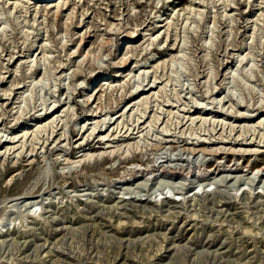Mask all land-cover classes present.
Listing matches in <instances>:
<instances>
[{
	"label": "rangeland",
	"instance_id": "obj_1",
	"mask_svg": "<svg viewBox=\"0 0 264 264\" xmlns=\"http://www.w3.org/2000/svg\"><path fill=\"white\" fill-rule=\"evenodd\" d=\"M0 74V264H264V176L245 166L264 164V0H0ZM154 76L163 82L141 103L132 91ZM60 103L52 126L36 118ZM197 107L203 120L193 122ZM104 121L117 137L108 151L74 149L97 144ZM15 136L10 151L1 139ZM103 151L112 156L99 159ZM137 154L197 170L121 181L125 167H143L126 163Z\"/></svg>",
	"mask_w": 264,
	"mask_h": 264
},
{
	"label": "bare ground",
	"instance_id": "obj_2",
	"mask_svg": "<svg viewBox=\"0 0 264 264\" xmlns=\"http://www.w3.org/2000/svg\"><path fill=\"white\" fill-rule=\"evenodd\" d=\"M28 1V0H27ZM169 1H172V2H174L175 0H169ZM180 1H182V0H180ZM195 1V0H194ZM237 1V0H236ZM17 2V1H16ZM16 2H14L15 3V7H17L18 5H19V3H16ZM65 2H67V1H65ZM31 3V2H30ZM224 3V2H223ZM63 4H67V3H64V1H63V3H57V5H55V6H53L54 4L52 3V5H50V6H47L46 7V9L45 10H47V14L49 15V12H51V10H52V6L53 7H57V15H60L61 13H62V11H63V9H65V8H63ZM191 5H188L187 7L189 8H191V6H192V3H190ZM194 4H198V2L196 3V2H194ZM227 5V4H226ZM226 5H224V6H226ZM71 6V5H70ZM228 6H230L231 8L229 9L230 11L231 10H233V9H236L235 8V6H231V4H229ZM187 7H186V9H187ZM74 8V7H73ZM182 9H185V8H182ZM44 10V9H43ZM181 10V9H180ZM82 13H83V11H82ZM52 14V13H51ZM243 14H246V13H243ZM47 15V16H48ZM57 15H56V17H57ZM82 15H84V14H82ZM242 16V15H241ZM244 16V15H243ZM49 17H51V15L49 16ZM233 17V16H232ZM73 21V20H72ZM162 21V20H161ZM121 23H122V21H121ZM113 25H114V22H113ZM162 26H165L164 24H161V27ZM110 27V26H109ZM120 28H118V30H119ZM68 30V29H67ZM108 30H109V33L111 32V27L110 28H108ZM135 30V29H134ZM68 32V31H67ZM70 32V31H69ZM71 33V32H70ZM73 33V32H72ZM112 33V32H111ZM128 37H130V38H134L135 37V35H136V33H135V31L134 32H131V31H129L128 30ZM167 34V33H166ZM73 35V34H72ZM112 37V36H111ZM110 37V38H111ZM83 39V38H82ZM83 41V40H82ZM154 44V43H153ZM159 44H160V42H159ZM162 44V43H161ZM175 44V43H174ZM157 47H158V45H157ZM161 47V46H160ZM166 47H168V45L166 46ZM166 47H162V50H165V48ZM79 49H80V47H79ZM166 49H168V48H166ZM170 49L171 50H174V46H172V47H170ZM177 49V48H176ZM147 50V49H146ZM153 50H160V49H158V48H154ZM88 53V52H87ZM151 53H152V51H151ZM151 53H149V54H151ZM161 53H162V51H161ZM231 53V52H230ZM81 54V53H80ZM87 55V54H86ZM226 55V54H225ZM233 55V54H232ZM148 56V55H147ZM229 56V55H228ZM19 57V56H18ZM87 57V56H86ZM233 57V56H232ZM11 58H14V55H11ZM122 58V57H121ZM131 58V57H130ZM12 59H10V61H11ZM123 60H126V63H127V61L129 60L128 59V57H125V58H123ZM9 61V62H10ZM233 61H234V58L230 61V60H227V62H226V66L228 67L230 64H232L233 63ZM224 62V61H223ZM219 63H221V62H219ZM115 64H117L116 62H115ZM114 64V66H119V64H117V65H115ZM223 64V63H222ZM138 64H136V66H137ZM141 67V66H140ZM3 68V67H2ZM64 69V68H63ZM81 71V70H80ZM78 72V71H77ZM102 72V70H98L95 74H89L90 76H87V77H85L86 79H87V81H89L91 78H93V77H96V76H98L100 73ZM145 72L146 71H144L143 72V74H145ZM149 72V71H148ZM147 72V73H148ZM130 74V73H129ZM1 75V74H0ZM122 74L120 73H115V76H121ZM146 75V74H145ZM77 77V79L75 80L76 82L77 81H79L80 80V78H82L84 75H83V73H82V71H81V73H78L77 75H76ZM147 76V75H146ZM216 76H218V75H216ZM155 78H154V80L153 81H151V80H149V82L147 83V84H145L144 85V87H142V88H138V89H135L136 91H132V95H135V94H137L138 95V99L139 98H141L142 97V99H141V103H143V100H146V102H147V99L149 98L148 96H150V92H152V94H151V97H153L154 95H155V92H154V90L155 89H157L158 87H159V85H160V83H162L163 81H160V80H158L157 78H159L158 76H154ZM0 81L1 80H4L5 79V76H0ZM22 79V78H21ZM85 80V79H84ZM143 81V80H142ZM22 82L23 81H19L18 82V85H17V87L15 88V89H23V88H25V86H26V84H22ZM24 83V82H23ZM142 83V82H141ZM140 83V84H141ZM145 82H143V84H144ZM16 84V83H15ZM142 84V85H143ZM138 87V86H137ZM140 87V86H139ZM76 88V87H75ZM19 90V91H20ZM74 90V89H73ZM160 90H161V88H160ZM5 91H9V90H5ZM100 91V90H99ZM98 91V92H99ZM162 91V90H161ZM80 92V91H79ZM97 92V93H98ZM149 92V93H148ZM160 92V91H159ZM17 93H18V90H17ZM149 94V95H147V94ZM6 94H8V97H4L5 99H10V96H12L11 94H13V96L11 97V98H14V96L16 95V90H14L13 89V91L12 92H9V93H7V92H4V95H6ZM144 94H146V95H144ZM3 95V96H4ZM153 95V96H152ZM2 97V96H1ZM91 97H92V95H91ZM97 97V96H96ZM136 98V97H135ZM86 99V98H85ZM91 98L89 97L88 99H87V101H88V103H89V100H90ZM149 100V99H148ZM151 100V99H150ZM149 100V101H150ZM60 101V100H59ZM135 101V100H134ZM93 102H94V100H93ZM97 102H98V98H97ZM140 102V101H139ZM145 102V101H144ZM92 103V102H91ZM219 103V102H218ZM236 104V103H235ZM53 105V106H52ZM52 105H50L51 107H49L47 110H46V112L44 113V114H42V115H37V119L38 118H41V117H43L44 118V116H46L45 117V123L47 122V121H49V122H47L48 124H50L51 123V125L50 126H52L54 123H56V122H54L55 121V116H54V120H52L51 122H50V120L52 119V118H50V117H53L52 115H54L55 113H57L58 114V110H60V107H62V104L60 103V104H58V105H56V104H52ZM100 105L101 104H97V106L96 107H100ZM135 104H133L132 106H131V108L134 106ZM198 105V104H197ZM200 106V105H199ZM204 106V105H203ZM201 108H199V110L201 109V110H203V113H206L207 111L209 112V110H206L205 108H206V106L205 107H202V106H200ZM102 108V107H101ZM130 108V109H131ZM95 109V108H94ZM260 109V108H259ZM96 110V109H95ZM99 110H100V108H99ZM99 110H97V111H99ZM102 110V109H101ZM144 110V109H143ZM220 110H222L223 111V107H222V109L220 108ZM91 111V110H90ZM94 111V110H93ZM92 111V112H93ZM145 111V110H144ZM171 111H173V110H171ZM170 111V112H171ZM191 111H193V112H191ZM198 111V107H197V109H194V110H192V109H189L187 112H191L192 114L189 116V118L190 119H192L191 121H193L194 122V120L195 119H197V118H199L200 120H203V117H200V116H195V112H197ZM222 111H218V110H215L214 112L215 113H218V112H221L220 113V116H223V115H225ZM94 112H96V111H94ZM101 112V111H100ZM213 112V111H212ZM225 112V111H224ZM228 112V111H227ZM102 113V112H101ZM232 113V112H231ZM235 113V112H234ZM145 114V113H144ZM143 114V115H144ZM201 114V113H200ZM51 115V116H50ZM234 115V114H233ZM252 115V114H251ZM39 116H41V117H39ZM59 116V115H58ZM91 116H93V118L92 119H94V118H96V117H101L100 115H98V113L96 112V113H92L91 114ZM121 115H119L117 118H116V120L120 117ZM140 116V115H139ZM138 116V117H139ZM145 116V115H144ZM156 117H152L151 119H150V121H149V123L150 124H152V123H154L155 121V124L157 123V121H158V116L157 115H155ZM227 116V115H226ZM235 116H236V114H235ZM238 116H241V115H237V117H236V119L238 118ZM244 116V115H243ZM256 116V115H255ZM57 117V116H56ZM141 118L143 117V116H140ZM185 117V116H184ZM149 117H147L145 120H139L138 118V120L140 121V124L138 125V128H140V127H145V123L147 122V119H148ZM206 118H207V116L206 117H204V119L206 120ZM226 118H229V116H227ZM234 118V117H233ZM57 119V118H56ZM91 119V120H92ZM102 119V118H101ZM113 119V116L112 117H110L108 120V122L107 123H110L111 122V120ZM208 119V118H207ZM44 120V119H43ZM115 120V121H116ZM199 120V121H200ZM220 120V119H219ZM252 120V119H251ZM58 121V120H57ZM95 121V120H94ZM93 120H92V122H90V124L91 123H93L94 122ZM98 121V124H100V120H97ZM115 121L114 122H112L111 124H113V123H115ZM209 121H211L210 119H209ZM215 121V120H214ZM222 121V120H221ZM58 122H60V121H58ZM105 121H104V123L101 125V126H99V125H96L97 126V128H98V126H99V129H98V131L96 132V138H97V144H95L94 143V141H95V139H91V137L90 138H87L86 139V142L85 141H79V142H81L80 143V145L78 146V145H76L77 147H75L74 149H77V150H79V151H85V150H96V148H107V151H108V148L111 146L110 144H109V141H110V138H108V137H106L107 135L104 133V132H106L109 128H104V124L106 123ZM192 122V123H193ZM224 122V121H223ZM257 122V121H256ZM260 123H262V120H260L259 121ZM202 123L204 124L205 123V121H202ZM215 123V122H214ZM217 123V122H216ZM221 123V122H220ZM225 123V122H224ZM264 123V122H263ZM97 124V123H96ZM136 124V123H135ZM135 124H133V125H135ZM149 124V125H150ZM213 124V123H212ZM231 124V123H230ZM47 125V124H46ZM56 125H59V124H56ZM132 125V126H133ZM217 125H219L218 123H217ZM226 125V124H225ZM224 125V126H225ZM245 125V124H244ZM253 125V124H252ZM252 125H251V127H252ZM45 126V125H44ZM93 126V125H92ZM91 126V127H92ZM136 126H137V124H136ZM135 126V127H136ZM152 126V125H151ZM184 126V125H183ZM213 126V125H212ZM222 126H223V124H222ZM223 126V127H224ZM262 126H264V125H261V127ZM90 127V128H91ZM111 127V126H110ZM119 127V126H118ZM122 127H124V126H122ZM134 127V126H133ZM134 127V128H135ZM148 127V126H147ZM237 127V126H233V128H231V129H233V130H236L235 128ZM238 127H239V125H238ZM243 127H245V126H243ZM45 128V127H44ZM51 128V127H50ZM55 128V127H54ZM97 128H93L92 127V133L91 134H94L93 132H95L96 131V129ZM216 128V127H215ZM214 128V129H215ZM228 128H229V126H228ZM250 128V127H249ZM252 128H254V130H255V127H252ZM263 128V127H262ZM53 129V128H52ZM129 130H131L130 128H128ZM144 129H146V128H143L141 131H143ZM167 129V128H166ZM166 129L164 130V131H166ZM230 129V130H231ZM245 129H247V126H246V128H244V130ZM86 130H88V128L86 129ZM85 130V131H86ZM118 130V129H117ZM116 129H115V131H117ZM129 130H127L128 132H129ZM232 130V131H233ZM244 130H242V131H244ZM263 130V129H262ZM52 131H55V129H53ZM52 131H51V133H52ZM121 131V130H120ZM126 131V132H127ZM135 131H136V128H135ZM246 131V130H245ZM248 131L249 130H247V134H248ZM250 131H252V129L250 130ZM264 131V130H263ZM119 132V131H118ZM167 132V131H166ZM218 132V131H217ZM239 132V131H238ZM28 133V132H27ZM26 132L24 133V135L25 134H27ZM54 133V132H53ZM52 133V134H53ZM133 133V132H132ZM136 133V135L139 133V129H138V131H136L135 132ZM168 133H171V132H169L168 131ZM168 133H166L167 135H168ZM219 133V132H218ZM51 134V135H52ZM90 134V135H91ZM134 134V133H133ZM235 134V133H234ZM242 133H239V135H241ZM245 134H246V132H245ZM246 134V135H247ZM258 134H260L259 132H258ZM263 134V133H262ZM89 135V136H90ZM113 135V134H112ZM116 135V134H115ZM126 135L128 136V137H132V136H130V135H128V133L126 134H124V136L126 137ZM214 135V134H213ZM220 135H222V134H220ZM239 135H238V137H239ZM92 136H94V135H92ZM123 136V135H122ZM121 136V137H122ZM134 136V135H133ZM170 136H171V134H170ZM173 136V135H172ZM236 136V135H235ZM245 136V135H244ZM248 136V135H247ZM253 136H255V135H253ZM23 137V136H22ZM22 137H20V139L22 138ZM51 136H47V139L46 140H49V138H50ZM56 137V136H55ZM84 136L82 135L81 136V138H79V139H82ZM113 137V136H112ZM214 137H216V135L214 136ZM222 137V136H221ZM225 137H227V135L225 136ZM238 137H236L235 139H234V137L232 138L233 140H235V144H239L240 142H241V140H244L243 138L241 139V140H239L238 139ZM15 138H16V136L14 137V138H9V140H8V138H6L5 140H2L3 139V136H2V139H1V142L3 143V144H5L6 145V147H7V149L8 150H10L11 151V149H14V145H12V146H10V144L11 143H15V142H17V141H19L20 139H18V140H15ZM117 137L116 136H114V138H113V140L112 141H110V142H114L115 141V139H116ZM134 138V137H133ZM219 138V137H218ZM223 138V137H222ZM245 138V137H244ZM251 138V137H250ZM260 138V137H259ZM12 139V140H11ZM60 139V138H59ZM65 139V138H64ZM121 139V138H120ZM194 139H197V138H194ZM199 139V138H198ZM210 139H211V137H210ZM209 139V140H210ZM232 139H231V141H232ZM53 140H56V139H53ZM52 140V141H53ZM83 140H85L84 138H83ZM169 140V139H168ZM172 140V139H171ZM220 140L222 141V139L220 138ZM219 140V141H220ZM224 140H226V139H224ZM230 140V139H229ZM252 140H253V138H252ZM260 140H264V139H261L260 138ZM116 141H118V140H116ZM175 141V140H174ZM193 141V140H192ZM197 141V140H196ZM215 141L216 140H211V142L210 141H208V140H206L205 138L204 139H202V140H198L197 141V143L199 144V145H202V144H206V143H212V144H214L215 143ZM218 141V140H217ZM249 141H250V139H249ZM255 141V140H254ZM46 141L44 140V142L43 143H45ZM167 142V141H166ZM188 142V141H187ZM222 142H224L225 143V141H222ZM251 142V141H250ZM253 142V141H252ZM256 142H257V140H256ZM260 142H262V141H260ZM264 142V141H263ZM194 143H196V142H194ZM196 143V144H197ZM230 143H232V142H230ZM78 144V143H77ZM193 144V143H192ZM241 144H245V145H248V146H251V143H247V142H243V143H241ZM258 144H260V143H258ZM42 146H44L43 144H42ZM21 147V146H20ZM221 147V148H220ZM220 147H218L219 149H227L226 147H222V146H220ZM217 147H216V150L213 152L212 150H214V149H210V150H207V147H203V148H201L202 150H203V152L205 153V151H206V153H214V154H218L219 153V155L221 154V153H223V152H218L219 151V149H218ZM18 149V148H17ZM134 149V148H133ZM229 149H230V151L231 152H229ZM232 148H231V146L228 148V152H226V150H225V152L226 153H234V154H237V153H239V152H236V149L235 148H233V150H231ZM32 150H35V146H34V148H33V146H32V149H31V151ZM138 150V149H137ZM198 150L199 149H196V148H193L192 149V152L193 153H198ZM201 150V151H202ZM239 151H243L242 152V156H245V153H247L248 155H250V154H252V153H254V152H251V150H249V152H247L248 150L247 149H238ZM237 150V151H238ZM252 150H254V149H252ZM15 151V150H14ZM13 151V152H14ZM76 151V150H75ZM75 151L73 150L72 152H71V154L72 155H74L75 154ZM107 151H103L102 152V154H101V152L99 153L98 152V154H96L97 155V157L99 158V159H104V161L106 160V159H109V157H110V153H107ZM118 151H119V149H118ZM222 151V150H221ZM258 150H256L255 152H257ZM259 151H261V150H259ZM258 151V152H259ZM262 151H264V150H262ZM109 152H111V151H109ZM135 152V151H134ZM122 153V152H121ZM120 153V154H121ZM115 154L117 155V153L115 152ZM136 154V153H135ZM134 154V155H135ZM33 155V154H32ZM83 154H81L80 156H82ZM84 156V155H83ZM86 156H87V154H86ZM92 156V155H91ZM90 156V157H91ZM112 156V155H111ZM114 157V156H113ZM117 157V156H116ZM112 158V157H111ZM123 158V157H122ZM114 160V159H113ZM121 160V159H120ZM124 160V159H123ZM219 161V163H217L216 164V166H211V167H209V168H207L208 169V171H212L211 173H213V174H219L220 172H222V170L221 169H223V168H221V161L222 160H220V159H218ZM101 161V160H100ZM109 161V160H108ZM112 161V160H111ZM103 162V161H102ZM124 162V161H123ZM132 162H135V163H137L138 162V164H139V162H141V164H144L143 165V167L142 166H139L138 168H131V169H127L126 167L124 168V174L121 176L120 175V180L121 181H123V180H127V175H130V176H133L134 177V179H136L137 177H148L149 176V178L150 177H152L153 179H155V178H157L158 176H162V175H165V174H169V175H171V176H174V175H183V174H185V173H188V174H191V173H194V171H196L195 170V167H192V165H186V164H182L181 166H177L176 164V166H171L172 164H170L169 165V163L167 164V165H165L166 163H164V164H157V163H149L147 160L145 161L143 158H141L140 157V154L138 155H136L135 157H129V159L128 160H126V163H128V164H130V163H132ZM256 164L257 163H255V162H252L251 164H246L245 166H246V168H247V171H250V172H254L255 174H256V176L257 177H260V176H264V164L263 165H261V166H258V167H256ZM260 164V163H259ZM120 165V164H119ZM136 165V164H135ZM233 165H237V166H235V169H239V168H241L242 166H241V163H240V159H238V162H237V164L235 163V164H233ZM196 166V165H195ZM210 166V165H209ZM226 166V165H225ZM227 167H230V164L227 166ZM232 167V166H231ZM230 167V168H231ZM119 168V167H118ZM197 168H199V167H197ZM224 168H226V167H224ZM228 169V168H227ZM232 169V168H231ZM118 170V169H117ZM125 199H127V198H125ZM139 199H143V198H139Z\"/></svg>",
	"mask_w": 264,
	"mask_h": 264
}]
</instances>
